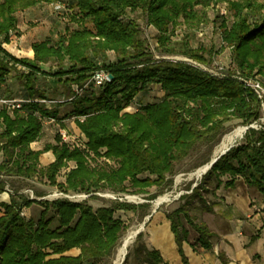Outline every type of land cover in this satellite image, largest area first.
<instances>
[{"label": "trees", "instance_id": "obj_1", "mask_svg": "<svg viewBox=\"0 0 264 264\" xmlns=\"http://www.w3.org/2000/svg\"><path fill=\"white\" fill-rule=\"evenodd\" d=\"M221 1L72 0L69 17L74 26L68 25L55 40L33 42L31 58L18 57L4 46L11 42V31L19 34L18 12L61 0H0V88L7 83L11 67L21 65L27 68L19 77L23 98L31 100L20 107L3 104L0 108V193L7 184L4 176L41 178L65 193H129L130 187L141 193L152 186L171 185L169 176L176 164L197 143L218 142L232 121L239 120L245 126L259 121L262 101L244 81L233 74L214 75L189 61L155 58L139 23L128 16L129 12L145 15L147 23L157 30L162 53L209 64L212 50L194 47L188 36L181 40L173 37L182 23L198 27L208 22L209 9ZM227 1L233 21L221 16L223 47L233 49L241 77L264 76V0ZM110 53L115 59H110ZM45 65L51 67L47 70ZM100 68L113 75L111 81L100 87L86 85ZM43 78H52V94ZM153 84L162 87L161 100L142 105L135 112L124 111ZM59 85L69 89L71 100L50 107L35 101L64 94L57 91ZM75 85L83 88L80 93ZM66 103L70 107L62 114ZM70 117L85 136L86 147H72L58 133L54 143L39 150L32 148L31 144L43 136L46 119H55L53 124L59 131ZM49 151L54 161L44 167L40 156ZM91 156L105 157L117 166L94 167ZM70 162L75 165L64 181H59L61 170ZM238 178L264 200L263 124L249 128L244 140L213 165L191 195L181 196L185 203L167 215L184 264H190L184 250L189 229L183 226L182 218L198 233L197 242L212 249L214 232L207 223L197 222L191 209L199 198L206 210L213 211L205 195L221 187L235 188ZM34 204L42 207L39 217L27 219L23 209ZM136 208L117 201L95 209L86 200H37L14 192L10 202L0 201V264H101L100 260L113 255L128 229L115 212ZM142 237L138 234V241ZM74 248L80 249L79 255L66 254ZM138 255L147 264H171L158 249L145 243L138 248ZM220 259L223 264L230 262L224 253Z\"/></svg>", "mask_w": 264, "mask_h": 264}, {"label": "rangeland", "instance_id": "obj_2", "mask_svg": "<svg viewBox=\"0 0 264 264\" xmlns=\"http://www.w3.org/2000/svg\"><path fill=\"white\" fill-rule=\"evenodd\" d=\"M70 1L72 0H61L58 3H41L36 6L27 8L23 11L18 12V24H20L26 37L19 38L17 35L11 37V42L5 44V48L12 54L18 57H29V52L31 51V41L34 40H44L46 38H52L53 40L57 39L58 35L65 31V28L72 24L69 14L71 11ZM209 20L208 22L202 24L198 27H188L186 24L178 26L175 31L174 40H181L190 38L192 45L194 47H204L208 51L212 50L213 55L211 62L209 64H201L190 60L187 57L182 55H167L162 53L161 49L158 46L157 41V30L147 23V19L144 14L141 12H129L128 16L134 18L139 23V26L142 30V37L146 39L148 43L149 50L154 54L155 58H173L177 60L189 61L196 66L219 76L231 75L238 77L240 79L239 71L236 67V64L233 60V49L231 47H223L222 34L220 29L221 16H224L229 23L233 21V14L228 9V1L222 0L220 3L212 6L209 9ZM210 54H208L209 56ZM110 59H115L114 53H110ZM51 65H46L47 70ZM23 71L21 65L11 67L9 74V82L0 88V97L21 101L23 98L24 88L20 83V73ZM244 78V77H243ZM254 79H261L264 84V76L262 74H257L255 78L249 80L253 81ZM45 87H48L50 94L53 93V80L52 78H43ZM96 87V86H94ZM75 88V87H74ZM58 92H64L62 95L55 94L53 99L62 101H69L68 99L71 96L69 89L64 87V85H59ZM5 95V96H3ZM164 96V91L159 84H153L149 86L146 90L142 91L128 106L124 109L126 112H135L140 109L142 105L154 103ZM23 103V102H21ZM261 113L262 117L259 121L253 123L255 128H260L261 125H264V98L261 102ZM53 106V105H51ZM2 104L0 103V108ZM69 104H65L61 107L62 114H65L69 109ZM47 122H45L46 124ZM64 129L58 125L49 126L47 130L44 131L42 138L33 142L34 148L42 149L46 143H54L56 135L60 133L62 140L66 143H69L72 147H86V138L82 134L81 130L75 123L74 117L66 118L64 120ZM246 127L242 125L239 120L232 121L226 124L225 133L220 137L219 141L216 143L211 142H199L191 150L190 154L182 161L178 162L175 166L174 174L169 176L172 179L171 185L164 186H152L145 190V192L134 193V188H129V193H115L111 190L99 191L96 193L86 194V193H65L57 186L50 185L46 180L41 178H35L33 180H26L24 178L16 177H6L2 179L7 181V187L10 188L9 192L12 196L14 192L23 193L24 196L29 199H45V200H54L57 198H68L72 201H87L95 209L101 206H113L117 201L128 202L135 204L136 209L125 211L117 210L115 216L121 218L127 225L128 229L123 234L118 247L111 257L104 258L99 261L101 264H115L119 246L121 242L126 237L130 230L136 228H142L141 233L143 237L138 241V235L133 239L130 247L128 248L126 258L121 264H147L141 261L140 256L138 255V248L145 243L149 248H152L153 238H155V230L153 229L156 224V219L159 217L165 218L179 206L183 205L186 201V198H181L182 195H191L192 189L202 182L203 174L200 177L192 176L197 169L206 163L210 162L215 155V151L218 146L223 141L224 137L238 127ZM66 128V129H65ZM246 133V132H245ZM245 133L242 137L238 138L232 145L236 146L244 140ZM233 146V147H234ZM54 161V155L51 151L43 153L42 162L40 156V163L42 166L47 167L50 163ZM90 162L94 167L100 166H112L115 167L117 164L105 157H94L91 156ZM75 165L74 162H70L67 167H64L59 176V181H64L65 175L69 170ZM145 177V175L141 176ZM244 181L238 178L237 189L235 192L242 193L243 189H249L248 186L244 185ZM213 186V183L210 184ZM189 187H191L189 189ZM19 190V191H18ZM252 191V190H251ZM255 191V190H253ZM227 192V191H226ZM231 192V193H235ZM165 194L171 195V201L156 205V200ZM255 194V193H254ZM93 195V196H91ZM157 195L155 199H148L149 197ZM253 195V194H252ZM242 199L246 200L245 205L236 206V207H223L221 213L224 215L226 220H222L218 215H215L214 212H209L205 209L204 203L199 201V198L195 200V207L191 209V214L194 216L197 222H205L211 231L214 232L215 236L212 237L213 248L205 249L198 242L197 237L198 233L196 230L189 224V222L183 217V226L189 229L188 244H190L189 252H196L198 254L206 253L209 257L210 262L208 264H217L220 259V254L224 253L226 259L230 262L236 264H243L244 257L248 258L249 264H264V257L262 255L255 256L253 254L248 244L243 245L241 248L243 258L237 256V248L230 242V234L237 235L241 237L238 231V225H236V220L244 222V227L241 228L244 235H254L257 232H261L264 228V202L261 203L253 196L250 197V200H247L246 195H242ZM218 195H213L212 193L206 194L205 199L210 204L213 205ZM240 199V197H239ZM250 201V202H249ZM157 207V208H156ZM247 207H253L254 213H260L259 218L256 220L257 225H254L251 218L246 216L244 209ZM156 208V218H150L146 221V218L151 215ZM231 209H235L237 215H230ZM42 210V207L38 204H34L31 207L23 209V215L28 219L30 217L38 218ZM254 216V215H252ZM255 220V221H256ZM147 222L144 225V222ZM239 221V222H240ZM240 228V227H239ZM185 242V243H186ZM186 243V244H187ZM194 249V250H192Z\"/></svg>", "mask_w": 264, "mask_h": 264}, {"label": "crops", "instance_id": "obj_3", "mask_svg": "<svg viewBox=\"0 0 264 264\" xmlns=\"http://www.w3.org/2000/svg\"><path fill=\"white\" fill-rule=\"evenodd\" d=\"M18 30H19V34L17 35L19 38H24L26 37V33H24V29L23 27L18 24ZM37 40H33L31 41V51L29 52V57H33V53H32V43L35 42ZM45 69L46 65L44 66ZM9 82V80H7V83ZM25 100V99H22ZM49 126H54L53 123H46L44 125V131L47 130V127ZM65 127V126H64ZM64 127H60L62 129H64ZM66 129V128H65ZM2 129L0 128V131ZM44 133V132H43ZM37 143V141L35 142ZM32 148L34 150H39L40 148H34L33 143L31 144ZM42 156L41 155V162H42ZM1 159V158H0ZM16 177V176H14ZM17 178V177H16ZM20 178V177H18ZM35 179V178H33ZM33 179H26V180H33ZM8 183V182H7ZM8 184H6L5 190L4 192L0 193V201H5V202H10L11 200V194L9 192H11L10 188L7 187ZM245 186H247L246 184H244ZM249 189H243L242 193H237L235 192L237 189H239V186H237L235 188H226V187H221L220 189H218L215 193H212L213 195H218L219 198L216 199V201L214 202V204L212 205L213 211L215 215H218L222 220H226V218L224 217V215L221 213V211L223 210V207H236V206H243L245 205L246 200L242 199V195H246L247 196V200H250V197L253 196L254 198H258L257 200L260 201L261 203L264 202L263 197L253 188L248 187ZM252 190V191H251ZM227 191V192H226ZM231 192H235V193H231ZM255 193V194H254ZM253 194V195H252ZM240 197V199H239ZM250 202V201H249ZM235 209H231V213L230 215H237L235 212H233ZM246 216H248L249 218H251V220L253 221L254 225H257V218H259L260 213H254L253 207L249 208L247 207L246 209H244ZM156 211H153L151 213V215H149L146 218V221L150 220V218H153V220H155V218L157 217L156 215ZM254 215V216H252ZM256 220V221H255ZM240 220H236V225H238V231L239 234H241V237H238L237 235H233L230 234V242H232V244L237 248V256H241L242 258L244 257L242 255L241 252V248H243L245 244H248L249 248L251 249L252 253L255 255H262L264 257V228H262L261 232H257L254 235H244L242 232V229L244 227V222L240 221ZM147 223V222H146ZM240 227V228H239ZM153 229L155 230V238H153V243L151 245L152 248L150 249H158L162 256L171 261V264H184L181 260V257L179 255L178 252V245L175 241V236L171 230V221L165 217V218H161L159 217L158 219H156V224L154 225ZM187 243V242H186ZM184 243V250L186 255L188 256V259L190 261V264H208L210 262L209 257L206 255V253H201L198 254L196 252H192V251H188L190 249V244H186ZM194 250V249H192ZM80 249L78 248H74L68 252H66L67 255H73V256H77L80 254ZM208 262V263H207ZM217 264H223L222 261L219 260V262ZM229 264H233V262H229ZM236 264V263H234Z\"/></svg>", "mask_w": 264, "mask_h": 264}, {"label": "built area", "instance_id": "obj_4", "mask_svg": "<svg viewBox=\"0 0 264 264\" xmlns=\"http://www.w3.org/2000/svg\"><path fill=\"white\" fill-rule=\"evenodd\" d=\"M15 34L14 31H11V37ZM16 35V34H15ZM170 59V58H169ZM173 59V58H171ZM23 70H27V68L23 67ZM111 73L106 70V69H103V68H100L98 70H96L92 76L90 77V79L87 81L86 85H89L90 83H93L94 86L96 87H100V86H103L104 84H106L107 82L111 81ZM240 79L242 81H244V83L251 87L258 95V97L261 99L264 98V84H263V81L261 79H254L253 81L249 80V79H246V78H243V77H240ZM85 85V86H86ZM84 86V87H85ZM75 88V91L77 93H80L82 91V87H79L78 85H75L74 86ZM72 97H70L68 100H71ZM29 102L31 100H21V101H16V100H10V99H6V98H3V97H0V103L3 105V104H7L9 105L10 107H20L21 106V102ZM35 101L41 103V104H44L46 107H50L51 105H55L59 102H61V100H56V99H35ZM45 122L47 123H54L55 122V119L53 118H49V119H46Z\"/></svg>", "mask_w": 264, "mask_h": 264}, {"label": "bare ground", "instance_id": "obj_5", "mask_svg": "<svg viewBox=\"0 0 264 264\" xmlns=\"http://www.w3.org/2000/svg\"><path fill=\"white\" fill-rule=\"evenodd\" d=\"M244 133H245V127L241 126V127H238L236 130H234L233 132H231L230 134L226 135L224 137L223 141L221 142V144L216 149L215 155L213 158H215L221 152H223L228 147H230L238 138L242 137V135ZM208 164H209V162L206 163L205 165L201 166L199 169H197V171L194 174H192V176H196V177L202 176L204 174L205 170L207 169ZM169 201H171V195L165 194V195L160 196L156 200V205H160L162 203L169 202ZM137 231H138V228L130 230L128 232V234L126 235V237L123 239V241L121 242V245L119 246V249H118L115 264H121L122 263L124 257L127 254L128 248L130 247L133 239L136 237ZM243 264H249L248 258L244 257V263Z\"/></svg>", "mask_w": 264, "mask_h": 264}, {"label": "water", "instance_id": "obj_6", "mask_svg": "<svg viewBox=\"0 0 264 264\" xmlns=\"http://www.w3.org/2000/svg\"><path fill=\"white\" fill-rule=\"evenodd\" d=\"M111 78H113V75L111 74ZM255 128V126L253 124L249 125V126H246L245 127V132L249 129V128ZM234 145H231L230 147H228L226 150H224L223 152H221L218 156H216L215 158H212V160L209 162V164L207 165V169L205 170L204 174H206L212 167L213 165L223 156L225 155ZM158 206V205H157ZM157 208V207H156ZM156 208H155V211H156ZM146 224V221L144 222V225ZM141 230L142 228H139L138 231H137V234H140L141 233ZM126 256L124 257L122 263L124 262Z\"/></svg>", "mask_w": 264, "mask_h": 264}]
</instances>
